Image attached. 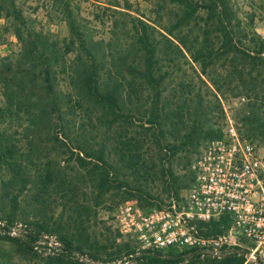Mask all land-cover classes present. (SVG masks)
Wrapping results in <instances>:
<instances>
[{"label":"trees","instance_id":"obj_1","mask_svg":"<svg viewBox=\"0 0 264 264\" xmlns=\"http://www.w3.org/2000/svg\"><path fill=\"white\" fill-rule=\"evenodd\" d=\"M259 2L264 15V0ZM154 3L153 20L128 13V2L124 10L107 3L110 32L99 46L77 23L66 1L61 12L68 37L59 45L27 27L22 29L25 22L13 1L0 0V14L18 22L13 35L21 44L15 69L10 63H0V116L23 121L19 131L23 145L0 133V192L11 207L26 191L46 198L57 196L51 198L74 211L69 220L81 236L87 220L81 217L85 211L81 196L88 188L93 206L105 202L113 188L148 195L157 181L163 192L177 196L190 181L188 166L198 140L221 136L213 118L222 112V98L237 104L236 117L246 137L264 139V35L255 31L253 14L240 17L229 0ZM166 4L168 12L162 11ZM161 12L167 16L164 23ZM186 58L197 66L192 71L198 81L194 85L191 79H180L177 88L167 91L168 79L182 71ZM50 121L57 126L53 138L59 142V152L74 155L75 168L69 171L32 143L38 131L50 134ZM173 164L186 168L185 173L176 174ZM13 214L3 218L11 222ZM27 224L31 230L24 238L0 235L7 243L4 246L0 241V264H11L13 254L36 257L31 242L51 230L43 221ZM226 227L227 220L222 218L196 226L204 236L219 235ZM56 236L62 252L45 256L38 264H88L75 254L105 262L133 251L129 243L112 240L110 244L89 243L91 252L79 239L63 232ZM243 261L233 246L218 258L195 249L141 251L128 264Z\"/></svg>","mask_w":264,"mask_h":264},{"label":"built area","instance_id":"obj_2","mask_svg":"<svg viewBox=\"0 0 264 264\" xmlns=\"http://www.w3.org/2000/svg\"><path fill=\"white\" fill-rule=\"evenodd\" d=\"M190 181L181 197L146 210L125 202L115 212V228L132 240L131 253L111 261H94L75 254L88 264H128L141 251L195 249L218 258L230 247L242 254L244 264H264V141L241 134L231 118L223 134L205 141L188 166ZM227 220L225 231L204 236L199 222ZM31 227L0 217V235L24 238ZM40 256H54L63 245L55 234L41 232L31 242Z\"/></svg>","mask_w":264,"mask_h":264},{"label":"rangeland","instance_id":"obj_3","mask_svg":"<svg viewBox=\"0 0 264 264\" xmlns=\"http://www.w3.org/2000/svg\"><path fill=\"white\" fill-rule=\"evenodd\" d=\"M12 1L14 3L15 9L20 11L22 19L25 22V26H23L22 29L27 27L31 33L36 34L48 41H56L59 45H63V42L68 37L67 25L65 18L63 17V13L61 12L63 1L68 2L70 8L73 10V15L77 23L84 27L86 35L90 36L92 41H96L99 46L100 44L103 45L106 42L110 32L109 28L111 26L110 24L112 18L110 11L106 8L109 5L107 3L116 5H109L112 8L124 10L122 7H126L125 3L128 2L130 7L127 12L132 15L139 16L145 20L155 19V11L157 9V5L154 3V0H152V2L145 0ZM229 4L233 7L235 13L240 17L253 14V27L255 31L260 35H264V15L261 12L263 9L259 0H229ZM168 7L169 4H166L162 11L168 12ZM166 18L167 16L162 14V23H164ZM17 24L18 22L12 16L7 17L4 16L3 13L0 14V63H10L12 70L16 67V58L21 46V44L15 39L13 35V29ZM94 51L99 53V47H96ZM186 59L188 61V58ZM194 68L197 69L195 64L189 61L183 62L182 71L177 72V75H173L168 79V86L166 90L169 91V89L177 88L176 84L177 82H180V79H191L195 85L198 80L195 76V73L192 71ZM2 106L3 96L0 89V107ZM221 106L222 112L214 113V127H218L222 135L226 125V119L231 118L234 120L238 131L246 136V131L244 128H242V125L236 117L237 104L235 102L229 103L222 98ZM134 123L137 126L138 120H136ZM22 126L23 121L21 118H8L7 115L0 116V133L4 136H10L12 141L15 142L17 146L24 144L22 135H19V131ZM48 126L49 127L47 130L49 129L48 131L50 134L47 135L46 130L45 132L38 131L35 134L32 143H36L37 149L40 150L42 154L47 153V158H51L53 161H58V163L63 165V167L65 166L68 171L71 168H75L74 155H70L67 151L64 154L60 153V148H57L59 142L55 141L53 138V135L57 130V126L54 125L53 121H50ZM249 137L255 141H264V139L260 136ZM205 141L207 140L202 138L198 140V144L193 150V154H191V160L196 156ZM171 168L178 175L185 173L186 169L181 168V165L174 164L171 166ZM153 187L154 189L150 190L148 195L128 191L124 189V187L113 188L111 192L107 193L106 201L99 203L97 206H93V193L89 192V188L86 189L85 196H81L84 200L82 203H80V205H82V207L85 209L81 217H87V220L83 224L85 230L82 232L81 236L78 234L80 229L75 228L77 226L71 220H69L70 216L74 215V211L61 205L58 198H51L57 197L53 195L50 196V198H46V196H34L32 191H26L16 197L15 206L13 208L10 205L9 199L4 198L0 192V217H5L7 214H10V212L13 211L14 214L12 216V221H20L25 223H29L31 221H43L51 230V234L56 235L59 232H63L68 236H71V238L74 240L79 239V242L83 243L84 249L86 251L93 252L92 249L88 250L87 248V245L89 243L92 244L93 241L97 243L110 244L112 240H115L116 243L127 242L129 243L130 247H132V240L130 238L119 236L115 228L114 216L117 207L125 202H133L136 205L142 207L144 210L152 207H159L166 204L170 197L179 199L183 190H178V194L175 196L172 194L167 195L165 192H163L158 181L153 184ZM80 200L82 199L80 198ZM0 241L4 246L7 245L5 240L2 239ZM99 254L100 256L104 255L102 252H99ZM41 258H43V256L40 255H36V257L33 258H26L17 254H13L9 257V261L11 264H38L40 263Z\"/></svg>","mask_w":264,"mask_h":264}]
</instances>
